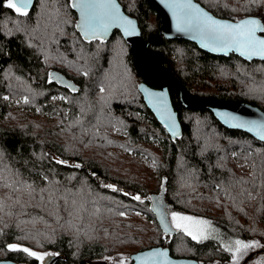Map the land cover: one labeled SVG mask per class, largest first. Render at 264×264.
Segmentation results:
<instances>
[{
  "label": "trees",
  "instance_id": "trees-1",
  "mask_svg": "<svg viewBox=\"0 0 264 264\" xmlns=\"http://www.w3.org/2000/svg\"><path fill=\"white\" fill-rule=\"evenodd\" d=\"M119 1L146 40L160 30L148 0ZM198 1L232 20L264 14V0ZM5 4L0 0V169L9 181L18 172L37 193L17 194L26 202L21 209L16 195L0 188V258L38 262L9 248L15 244L55 254L54 264H110L114 256L131 261V252L167 244L173 255L204 264L234 259V250L215 239L167 231L158 211L164 204L209 218L237 238L264 242V141L225 126L208 107L186 106L171 83L182 125L173 135L145 102L139 84L154 82L141 74L119 27L86 39L72 0H36L27 16ZM152 48L190 91L264 109V59L213 54L178 37ZM52 70L76 91L51 78ZM53 186L61 192L47 203L39 189ZM65 188L87 212L63 210Z\"/></svg>",
  "mask_w": 264,
  "mask_h": 264
},
{
  "label": "snow or ice",
  "instance_id": "snow-or-ice-1",
  "mask_svg": "<svg viewBox=\"0 0 264 264\" xmlns=\"http://www.w3.org/2000/svg\"><path fill=\"white\" fill-rule=\"evenodd\" d=\"M32 0H6L5 6L13 9L17 14L22 16L28 15V7ZM74 8H79L81 13V23L77 25L84 33L86 39H100L107 33L108 29L114 24H119L124 28L125 34H134L135 26L131 20L122 17L119 13V8L115 0H73L71 5ZM173 9V15L176 17V27L179 31L196 30L206 39L221 45L219 50L233 48L240 52L241 55L252 58H264V35H257V33L264 34V24H261L257 19H244L237 23L222 22L214 19L207 12H204L197 5L192 3V0H173L170 5ZM87 75V72L83 73ZM72 91H76L72 88ZM103 87L100 92H104ZM149 98H155L162 101L165 93H148ZM7 99V97H5ZM63 99V97H61ZM27 103V98L24 100ZM230 120H236L235 126L255 131L262 139H264V124L257 121L239 120V118L232 116ZM2 160V154H0ZM57 163H66L65 161H57ZM80 167V165H75ZM47 180V177H44ZM112 188V185H106ZM0 188L10 189L11 195H16L14 203L21 209L26 207V202L21 203L20 195L26 194L28 197L35 198L37 187L31 183L21 181L19 173H14L11 181L3 175V169H0ZM61 192L59 187L41 188L39 189L40 198L44 199V194L47 193V203H52ZM78 194L72 192L70 189H63L59 199L63 202V210L69 216L76 213L87 212V207L84 202L77 199ZM11 198V197H10ZM139 200V196L133 197ZM4 207L3 202H0V210ZM98 212L99 209H96ZM123 215V213H120ZM81 219L83 217L81 216ZM172 220L177 229H181L190 235L194 240L207 239L209 235V222L205 220H198L189 216H179L173 214ZM198 226V227H196ZM196 227V230H193ZM79 230V229H77ZM255 245L246 244L240 240L235 241L234 260L235 264H239V256L246 250ZM11 250H22L29 256L36 260L43 262L45 255H41L28 248L18 249L17 245H9ZM231 251L232 249L229 248ZM157 256H166L163 252L148 253V259H154Z\"/></svg>",
  "mask_w": 264,
  "mask_h": 264
},
{
  "label": "water",
  "instance_id": "water-1",
  "mask_svg": "<svg viewBox=\"0 0 264 264\" xmlns=\"http://www.w3.org/2000/svg\"><path fill=\"white\" fill-rule=\"evenodd\" d=\"M36 0H32V3L28 7V11L33 7ZM157 10L160 15L161 28L159 31L152 34L150 39L146 40L141 33L140 26L137 20L128 14L118 0H115L116 5L119 8V13L122 17L131 20L135 26L134 34H125L124 28L117 24L124 36L134 47L135 57L137 66L142 75L150 77L153 84L146 81H141L139 88L144 96L145 102L148 107L155 114L158 121L173 135H178L182 131L181 120L178 110L175 108L173 103L170 84L174 83L180 92V98L186 106L202 108L208 107L213 111L216 117L229 128H236L246 130L254 137L259 140L264 141L255 131L249 130L247 127L241 128L235 126L237 124L236 120H230L229 117L235 116L239 120L245 121H257L264 124V109L260 106L252 104L248 101L243 100H228L220 98L216 95H200L194 93L187 89L182 82L176 78L169 70L164 66V54L159 50L153 49L152 45L161 44L163 38H186L198 44L202 49L217 55H230L232 52L238 54L239 56L252 60V59H264L261 57L248 58L240 54L233 48H227L224 50H219L221 45L212 42L209 39L203 37L196 30H186L179 31L176 27V17L173 15V9L170 5L173 0H148ZM192 3L197 5L204 12H207L214 19L228 22L237 23L244 19H257L263 24L264 14L249 15L243 17L239 20H232L230 18H223L215 15L211 10L205 7L198 0H192ZM111 31V30H110ZM109 31V32H110ZM257 35H264L262 33H257ZM137 42V44H136ZM139 53V57H138ZM56 71H50L49 76L56 79L59 83L65 84L70 88L78 87L69 78L57 74ZM165 93L163 100L158 101L155 98L150 99L148 93ZM164 225L167 231L172 230L171 224H169L164 218ZM163 252L166 256H157L154 259H148L147 254L152 252ZM130 263L129 264H204L196 257L189 256H175L171 252L170 246L167 244L153 245L144 249H140L130 253ZM58 256L53 255L52 263L54 264ZM46 262V261H45ZM45 262L43 264H45ZM0 264H29L20 262L13 258H0Z\"/></svg>",
  "mask_w": 264,
  "mask_h": 264
},
{
  "label": "rangeland",
  "instance_id": "rangeland-1",
  "mask_svg": "<svg viewBox=\"0 0 264 264\" xmlns=\"http://www.w3.org/2000/svg\"><path fill=\"white\" fill-rule=\"evenodd\" d=\"M147 163L150 164L149 160H147ZM158 211L160 212V214L163 215V218L169 224L172 225V227H175L172 220L173 214H178L179 216H189L198 220L208 221L209 222L208 238L215 239L216 241L220 242L221 244L225 245L228 248H231L232 250L235 249L236 240H240L246 244L255 245L254 247H251L248 250H246L241 256H239V264H264V242L262 240L260 239L246 240L242 238H237L234 235H232L230 232H228L226 229H224L222 226H220L218 223L212 221L209 218L184 212L175 209L170 205H165V204L160 205L158 207ZM196 227H194L193 230H196ZM37 253L44 255V252H37ZM129 263L130 261L126 260L124 255L114 256V258H111L110 260V264H129ZM215 264H235V260L233 259L231 261L216 262Z\"/></svg>",
  "mask_w": 264,
  "mask_h": 264
},
{
  "label": "flooded vegetation",
  "instance_id": "flooded-vegetation-1",
  "mask_svg": "<svg viewBox=\"0 0 264 264\" xmlns=\"http://www.w3.org/2000/svg\"><path fill=\"white\" fill-rule=\"evenodd\" d=\"M119 1V0H118ZM72 3H73V0H72ZM120 3V1H119ZM121 5V3H120ZM122 6V5H121ZM123 8V6H122ZM32 9V8H31ZM30 9V10H31ZM124 9V8H123ZM29 10V11H30ZM75 12H76V24L79 25L81 23V13H80V10L79 8H74ZM125 11V9H124ZM129 14V13H128ZM119 26L117 24H114L111 28L108 29L107 33H109V31L113 28H118ZM120 28V27H119ZM45 260L43 262L41 261H38V262H35L33 263L32 261H20V262H24V263H29V264H43L45 261V264H51L52 263V258H53V254L52 253H45ZM55 255V254H54Z\"/></svg>",
  "mask_w": 264,
  "mask_h": 264
},
{
  "label": "bare ground",
  "instance_id": "bare-ground-1",
  "mask_svg": "<svg viewBox=\"0 0 264 264\" xmlns=\"http://www.w3.org/2000/svg\"><path fill=\"white\" fill-rule=\"evenodd\" d=\"M136 44H137V42H136ZM138 57H139V53H138Z\"/></svg>",
  "mask_w": 264,
  "mask_h": 264
}]
</instances>
